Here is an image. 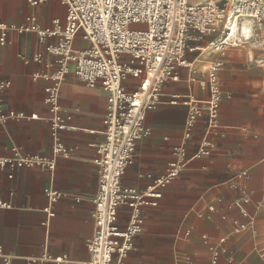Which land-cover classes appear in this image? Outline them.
Segmentation results:
<instances>
[{
    "label": "crops",
    "instance_id": "0c3cea01",
    "mask_svg": "<svg viewBox=\"0 0 264 264\" xmlns=\"http://www.w3.org/2000/svg\"><path fill=\"white\" fill-rule=\"evenodd\" d=\"M29 16L41 28L52 27L54 21L63 28L66 9L55 2L33 8L26 0H0V23L19 27ZM215 37L188 42V48L200 50L186 51L190 67L179 68L178 80L163 86L159 103L145 118L151 132L136 143L133 163L121 183L142 190L174 161L173 150L183 144L187 109L180 102L172 104V96L206 99L204 72L208 63L219 60L222 100L218 129L209 135L212 153L192 158L161 190L155 206L141 208L143 232L134 239V249L123 264H212L214 251L221 249L217 264H264V27L255 42L227 47L224 54L206 51ZM0 38V81L10 82L0 93L3 111L26 116L0 121V157L10 156L12 147L23 155L51 157L53 139L44 92L51 82L35 80L34 75L54 72L53 58L44 49L58 38L41 43L35 33L16 30L0 31ZM76 46L89 44L77 39ZM36 54L42 55V62L34 61ZM70 67L58 96V117L71 126L58 133L68 155L56 156L52 171L38 166L0 169V200L10 206L0 209V245L10 264H26L27 258L47 252L66 255L72 262L88 258L93 235L89 222L93 204L88 197L99 178L93 145L103 141L99 131L107 94L99 85L89 88L78 82ZM125 86L132 89L134 81ZM30 115L36 119H29ZM203 133L200 121L185 144L188 157L197 151ZM49 188L63 194L51 205L44 193ZM126 222L127 210L119 209L118 226L124 228ZM234 222L246 224V230L235 233Z\"/></svg>",
    "mask_w": 264,
    "mask_h": 264
},
{
    "label": "built area",
    "instance_id": "2783aa9c",
    "mask_svg": "<svg viewBox=\"0 0 264 264\" xmlns=\"http://www.w3.org/2000/svg\"><path fill=\"white\" fill-rule=\"evenodd\" d=\"M30 7L49 2L59 3L66 9L65 25L58 21L52 27L41 28L34 16L26 18L19 27L0 23V31L16 30L35 33L41 43L48 38H58L56 44H47L45 52L52 58L55 70L50 75L36 73L35 80H47L44 88L45 102L49 106L48 119L53 139L52 156L23 155L16 147L10 156L0 157V169L42 167L54 170L56 156L66 157L67 147L58 133L71 126L58 117L59 89L65 77L72 73L75 79L89 88L99 85L107 94L105 114L101 122L103 141L93 145L99 178L96 190L89 195L93 204L90 225L93 235L87 246L88 258L72 262L66 255L44 253L37 258H27L26 264H123L134 249V239L143 232L140 210L155 206L161 198V190L175 180L192 158L209 156L213 144L209 135L219 126L222 89L219 73L222 64L211 61L204 72L202 86L207 92L204 100L190 95L172 96L171 103L180 102L186 107L185 129L181 146L173 150L174 161L165 172L142 190L125 187L121 179L133 163L136 143L149 136L145 118L160 101L162 88L167 82L178 80V69L190 67L185 52L199 51L196 46L188 48L189 41H198L205 36H215L205 48L211 47L224 54L227 47L255 42L264 27V0H220L189 3L188 0H26ZM130 26H138L130 29ZM142 26V27H141ZM244 26L248 29L245 31ZM89 44L78 48L76 40ZM3 42V38H0ZM42 62V55L34 56ZM129 80L134 87L127 89ZM10 82L0 81V93L8 89ZM26 116L12 110L3 111L0 98V121H18ZM29 119L35 120V115ZM203 121L204 133L198 142L197 151L191 157L185 149L198 122ZM94 133V130H90ZM241 172V175H244ZM12 178L11 175L8 176ZM48 204L58 202L63 194L52 189L44 191ZM49 205L45 212L49 214ZM0 200V209L9 208ZM127 210L124 228L118 226V210ZM243 217L246 211L241 210ZM247 225L234 222L235 233L246 230ZM224 239L220 240L223 243ZM215 250L212 264H217L220 252ZM0 245V264H10Z\"/></svg>",
    "mask_w": 264,
    "mask_h": 264
},
{
    "label": "rangeland",
    "instance_id": "374dc122",
    "mask_svg": "<svg viewBox=\"0 0 264 264\" xmlns=\"http://www.w3.org/2000/svg\"><path fill=\"white\" fill-rule=\"evenodd\" d=\"M138 26H130V29H136ZM142 27V26H141ZM213 50L211 47H209L206 51Z\"/></svg>",
    "mask_w": 264,
    "mask_h": 264
},
{
    "label": "bare ground",
    "instance_id": "6f19581e",
    "mask_svg": "<svg viewBox=\"0 0 264 264\" xmlns=\"http://www.w3.org/2000/svg\"><path fill=\"white\" fill-rule=\"evenodd\" d=\"M248 28L246 26H244V30L246 31Z\"/></svg>",
    "mask_w": 264,
    "mask_h": 264
}]
</instances>
